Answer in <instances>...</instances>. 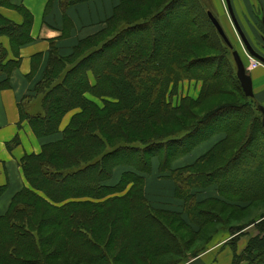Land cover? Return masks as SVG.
Segmentation results:
<instances>
[{
	"label": "trees",
	"instance_id": "1",
	"mask_svg": "<svg viewBox=\"0 0 264 264\" xmlns=\"http://www.w3.org/2000/svg\"><path fill=\"white\" fill-rule=\"evenodd\" d=\"M91 1L59 5L66 19L72 7ZM1 8L16 10L23 24L6 19ZM208 11L200 0H118L100 30L81 39L70 56L51 43L44 77L20 105L42 149L22 158L29 186L0 216V264H187L207 250L211 235L187 258L208 227L221 221L234 237L232 264H264V212L235 226L223 217L247 216L264 205L262 115L229 60L235 46L224 43ZM32 28L33 16L22 4L0 0V92L11 88ZM186 81L201 84L199 96L171 104ZM232 91L240 103L223 100ZM39 99L29 113L26 104ZM216 138L195 162L173 168ZM247 156L253 162L226 178ZM156 161L160 177L174 183L182 210L149 199L146 181ZM208 189L219 197L200 201ZM4 194L0 185V199ZM250 226L253 237L244 234Z\"/></svg>",
	"mask_w": 264,
	"mask_h": 264
},
{
	"label": "crops",
	"instance_id": "2",
	"mask_svg": "<svg viewBox=\"0 0 264 264\" xmlns=\"http://www.w3.org/2000/svg\"><path fill=\"white\" fill-rule=\"evenodd\" d=\"M240 1L242 3L246 1L247 4L251 1L252 4L256 3L264 15L263 0ZM51 2L52 0H17V3L22 4L33 16V41L20 49L21 65L11 77V88L0 92V185L5 188V194L0 199V216L7 212L14 195L29 186L21 168L22 158L25 155L39 154L42 149V141L34 135L29 123L22 121L20 105L26 103V97L34 95L35 87L43 79L49 60L51 43L56 42L61 56H70L81 39L92 36L100 30L102 23L112 15L118 0H96L72 7L67 13L68 21H66L67 18H64L59 0H55L50 6ZM236 10L238 22L244 34L250 40V45L255 44L257 30L255 24H257V21H254V25L251 26L244 25L243 12L239 8ZM247 10L249 11L250 7H247ZM1 13L8 20L18 25L23 24V17L16 10L1 8ZM250 14L254 15L251 12ZM1 42L8 50L10 49L9 40L2 39ZM10 58H14L12 52ZM251 77L253 87L255 86L254 93L264 96V68L252 69ZM186 83L190 84V82H185L184 85ZM192 83L196 84L198 89L194 96H191L192 93H190V96L197 98L201 84ZM75 113L76 111L65 116L61 124V131L69 125ZM15 139H18V144L9 150L8 144ZM217 140L216 138L197 147L187 157L175 162L173 168L192 164L206 153ZM155 166L157 172H153L152 175L148 176L146 181V193L149 199L157 207L182 210L181 202L174 198V183L160 177L157 161L154 163ZM120 175L121 172L116 175L115 181L120 179ZM214 196L218 198L219 194L214 189H208L200 194L198 198L202 201L208 199L207 197ZM221 228L225 230V228ZM244 232V234L253 237L257 231L254 226H250ZM212 233L209 239L212 238ZM233 238L232 234L225 235L217 244L207 247V250L198 258L191 259L187 264H219L218 258L220 255L216 257V254L222 249H225L223 264H232L234 257ZM247 242L248 238H241L236 245L237 252H241Z\"/></svg>",
	"mask_w": 264,
	"mask_h": 264
},
{
	"label": "rangeland",
	"instance_id": "3",
	"mask_svg": "<svg viewBox=\"0 0 264 264\" xmlns=\"http://www.w3.org/2000/svg\"><path fill=\"white\" fill-rule=\"evenodd\" d=\"M200 2L203 5V7L205 6L206 8H208V10L212 11L214 13V15L218 18V20L221 22V24H222L225 32L227 33L229 39L231 40V42L235 46L234 51L238 52V54L241 56L246 67H249L247 69H249L250 73L252 70V69H250V63L248 60V54H250V50L254 51L258 55V57H256L257 61H259L260 63H262L264 65V15H263V13H261V10L259 9V6L256 3L252 4V1H251L247 4L246 1H245V3H242L240 0H217V1L216 0H200ZM247 7H250L249 11L247 10ZM237 8H239L240 11L243 12V14H244V18H245L244 25L251 26V25H254V21H257V24H255L256 29H257L256 30V37H255L256 38L255 44L251 43L252 45H250V40L246 37V35L244 34V32L241 28L240 23L238 22V17H237V14L235 12V10ZM250 12L254 13L255 16L250 14ZM216 54H217L216 52H206L205 53V55H209V56L216 55ZM229 60L233 62V66H234V68H236V65H235L233 58L229 57ZM186 82H188V81H186ZM263 82H264V80H263ZM184 83L185 82H183V84L180 85L178 93L176 95L171 96V98H170L171 104H173V105H177V103L179 104L180 103L179 100L183 97L190 96L191 95L190 93H192L191 96L195 95L196 90L198 89L196 84H193L192 82H190V84L186 83L184 85ZM254 92H255V86H254ZM199 94H200V92H199ZM255 99H256V102L254 104L255 106H257V105H260V106L263 105L264 106V96L255 94ZM223 100L230 102V103H235V102L240 103L239 102L240 100L238 99V94L234 91H232L230 93V96L223 98ZM217 101L219 103L222 102L221 99H219ZM40 103H41V100L39 99L38 102L26 104L28 106L27 111L32 114L33 112H35L38 109ZM214 103L215 102H213L212 104H214ZM206 109L200 113V116H202L205 113ZM260 117H261V115H260ZM249 151L251 153H254V150L252 148H249ZM252 160L253 159L250 156H247L244 159L240 160L238 162V164L233 169H231L228 173H226L225 177L228 179H234L233 176L235 177V175H237V172H239V170L241 169L242 164L246 163V162L252 163L253 162ZM153 172H155V173L157 172L156 166L153 167L152 173ZM251 209L249 211L252 214H250V212H249L247 214V216L246 215L245 216L237 215L235 217H232L229 215V213H224L223 217L225 219L229 218L230 224L232 226L240 225L244 222H247L248 220L257 218L262 212H264V205L258 204L257 206H255L254 208H251ZM220 225L221 226L225 225V222L223 224V222L221 221V222L215 223V225H214V223H212L208 227V229L206 230L207 232L205 231V233L203 234V241H199L197 243V245L194 248H192L191 251H189V255H187V258H189L190 256L193 255V250L196 249V247L204 246L205 241L208 240V236L213 231L217 230L215 233H212V238L210 239L209 243L207 244V247L214 246L225 235H227V236L231 235L230 229L227 228V225H229V223L226 224L225 227L222 226L223 228H225V230L222 229ZM204 227H206V225ZM184 236H185L184 241H188L189 236L186 235L185 233H184ZM245 237L248 238L247 236H245ZM224 252H225V249H222V250H219L216 254V257H218L220 255L218 258L220 261L219 264L224 263V260H225V255L223 254ZM191 253H192V255H191Z\"/></svg>",
	"mask_w": 264,
	"mask_h": 264
},
{
	"label": "water",
	"instance_id": "4",
	"mask_svg": "<svg viewBox=\"0 0 264 264\" xmlns=\"http://www.w3.org/2000/svg\"><path fill=\"white\" fill-rule=\"evenodd\" d=\"M208 18L211 21L212 25L217 30L218 34L220 35V37L222 38L224 43L230 49H234V45L232 44L231 40L229 39V37H228L227 33L225 32L222 24L219 22L217 17L211 11H208ZM250 53L252 54V56L258 57V55L254 51L250 50ZM233 57H234L236 67H237V78L241 84V88H242L244 94L247 97L255 98L253 80L251 77V73L247 70V68H246L244 62L242 61L240 55L238 54V52L234 51ZM257 109L262 115V124L264 127V106L259 105Z\"/></svg>",
	"mask_w": 264,
	"mask_h": 264
},
{
	"label": "built area",
	"instance_id": "5",
	"mask_svg": "<svg viewBox=\"0 0 264 264\" xmlns=\"http://www.w3.org/2000/svg\"><path fill=\"white\" fill-rule=\"evenodd\" d=\"M248 60L250 63V69H257V68H264V65L262 63H260L259 61H257V59H255L252 55L248 54Z\"/></svg>",
	"mask_w": 264,
	"mask_h": 264
}]
</instances>
